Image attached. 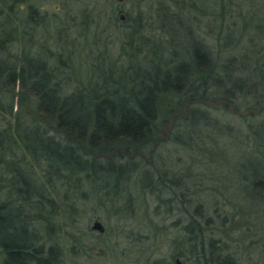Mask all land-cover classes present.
<instances>
[{"label": "trees", "instance_id": "1", "mask_svg": "<svg viewBox=\"0 0 264 264\" xmlns=\"http://www.w3.org/2000/svg\"><path fill=\"white\" fill-rule=\"evenodd\" d=\"M47 1L0 0V264H237L209 231L264 217V0ZM236 163L252 176L222 182ZM137 213L138 234L110 229Z\"/></svg>", "mask_w": 264, "mask_h": 264}, {"label": "rangeland", "instance_id": "2", "mask_svg": "<svg viewBox=\"0 0 264 264\" xmlns=\"http://www.w3.org/2000/svg\"><path fill=\"white\" fill-rule=\"evenodd\" d=\"M73 1V0H72ZM127 0H116L118 5H121L122 3H125ZM258 1H263V0H258ZM121 3V4H120ZM46 4H49L51 7H58L59 3L56 2V0H49L46 2ZM88 6H92L91 4ZM105 35H102L100 42L98 43L100 49H102V47H104V42H105ZM93 39V38H92ZM93 41V40H92ZM96 51V50H95ZM240 140V138L238 139ZM238 143V144H237ZM233 142L230 144H232L230 147H228V149H226V156L228 158L231 159H235V158H239L241 156V154H238V152L243 151V145L240 144L239 142ZM245 151L252 153L251 149H253L251 146L244 147ZM211 160V159H210ZM207 163H209V160L207 159ZM205 166H198V165H191L188 167L187 170H189L192 174H194L195 176L199 177L201 179V183H203L204 185H212L213 186V179L215 180V172L211 171L209 169H214V168H204ZM180 165H176V169H179ZM254 166L251 164H245V166L241 165V163H236L233 165H223L221 168H219L218 173L221 177V181L224 183H229L230 182H234L237 179H240L239 177L243 178L244 176H252L251 174L253 173L252 171L254 170ZM203 184H200L201 186H203ZM212 186H210V188H207V190L205 191V195H208L209 199L211 201H209L208 199H206V197L202 196H198L196 195V198H194L195 203L200 202V203H204L205 207H207V215L214 217V221H216V212L221 211L223 214L227 215V212L230 211V207H231V202L228 200L226 202V200L224 201L225 197L223 196H217L216 197H210V195L212 196V194L214 193V191L212 190ZM235 186V185H234ZM236 189L234 191H238V189L242 190V200L245 202V206H247V208H249V206L251 204H253V200L252 198V193H250L251 191L249 189H247L245 187L244 184H237ZM234 191L231 193H227L228 197H234ZM248 193H247V192ZM149 198V197H146ZM231 199V198H230ZM230 202V203H229ZM234 204V202H232ZM237 205H240L239 203H237ZM208 206H210L208 208ZM152 207H153V203L151 202V207H150V211H152ZM242 207V206H240ZM219 210V211H218ZM231 214V213H229ZM137 216V217H136ZM134 215L133 218H127L124 221H119L116 222L114 219H107L108 220V225L110 226V229L112 231H114L113 228H117V230H122L124 232H133L138 234L139 233V226L140 223L143 222L146 219V215L144 213H137V215ZM235 221H236V225L232 226V222L233 220H231V222L228 221V225H227V234L224 233H217V230L215 228H212L211 231H209V233L212 234V236L218 238L219 236L222 238L223 237V242L227 245L226 247H228V252L230 253V255H232L234 257V259H236L237 264H259L260 260L257 259L256 257H258L257 255V251H255L256 246H258L257 244L254 245V243H257L258 240H256L259 236V234H261L260 232H264V217L258 218L255 222V224L253 223V227H252V231L249 232L247 238L246 236V231L248 230L247 225L245 224V222H247L246 220H244L243 217H241V213H237L235 216ZM255 219V218H254ZM172 220L167 221V224H170ZM260 221V222H259ZM162 224V223H161ZM118 225V226H117ZM232 226V227H231ZM112 227V228H111ZM138 227V228H137ZM111 233V232H110ZM140 239L143 240V238L147 239L148 236V230L147 229H141L140 231ZM133 235V234H132ZM151 235V234H150ZM251 240H253L251 242ZM167 238L164 241H161L158 245V247H156V249H158L157 251V255L156 257H162L165 256V253L168 252V248H169V243H167ZM148 244V243H147ZM254 245V246H253ZM259 254V253H258ZM257 255V256H256ZM153 258H146L142 257L141 254H134L131 257H121L118 259H115L114 261H104V263L100 262L98 264H152ZM261 264H264L263 262Z\"/></svg>", "mask_w": 264, "mask_h": 264}, {"label": "water", "instance_id": "3", "mask_svg": "<svg viewBox=\"0 0 264 264\" xmlns=\"http://www.w3.org/2000/svg\"><path fill=\"white\" fill-rule=\"evenodd\" d=\"M93 228L96 229V230H99V231H103L104 230V227L102 225V223L100 221H95L93 223ZM178 264H180V262L178 261Z\"/></svg>", "mask_w": 264, "mask_h": 264}]
</instances>
